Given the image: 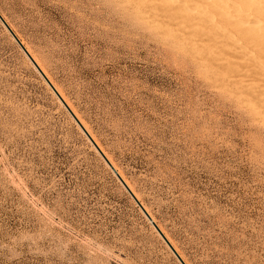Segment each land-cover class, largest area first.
<instances>
[{
	"label": "rangeland",
	"instance_id": "rangeland-1",
	"mask_svg": "<svg viewBox=\"0 0 264 264\" xmlns=\"http://www.w3.org/2000/svg\"><path fill=\"white\" fill-rule=\"evenodd\" d=\"M153 3L0 17L184 264H264L263 77ZM0 264H179L1 22Z\"/></svg>",
	"mask_w": 264,
	"mask_h": 264
},
{
	"label": "bare ground",
	"instance_id": "bare-ground-1",
	"mask_svg": "<svg viewBox=\"0 0 264 264\" xmlns=\"http://www.w3.org/2000/svg\"><path fill=\"white\" fill-rule=\"evenodd\" d=\"M152 1V0H151ZM121 2V1H120ZM133 2V1H131ZM145 2V1H144ZM154 9L159 11L164 20L168 18L167 22H172L174 25H179V31L185 33V35H191L198 39L200 42L206 43L208 48H215L219 50L223 56H230V58H236L240 60H246L251 62L250 65H245L253 69V72L262 76L264 83V6L261 5V0H154ZM123 3V1H122ZM128 3V2H126ZM134 3V2H133ZM136 3V2H135ZM134 3V4H135ZM138 3V1H137ZM148 3V2H147ZM139 4V3H138ZM137 4V5H138ZM150 4V3H149ZM152 4V3H151ZM143 5V3H142ZM141 6L140 4L138 5ZM147 6V5H146ZM151 7V6H150ZM148 7V8H150ZM132 8V7H131ZM130 8V9H131ZM137 8V7H136ZM134 6V9H136ZM139 9V8H138ZM140 10V9H139ZM138 10V11H139ZM134 11V10H133ZM141 11V10H140ZM144 11V10H143ZM151 11V10H150ZM149 11V12H150ZM148 12V13H149ZM137 13V12H136ZM135 13V14H136ZM152 13V12H150ZM138 14V13H137ZM136 14V15H137ZM143 14V12H142ZM146 14V13H145ZM138 16V15H137ZM141 16V15H139ZM150 16V14H149ZM157 16V14H156ZM149 19L148 16H146ZM160 17V16H159ZM151 18V17H150ZM2 19V18H1ZM144 19V18H143ZM152 19V18H151ZM157 19V18H156ZM155 20V17H154ZM158 20V19H157ZM170 20V21H169ZM152 21V20H151ZM153 22V21H152ZM161 22V21H159ZM5 23V22H4ZM147 23V22H146ZM164 23V22H163ZM153 24V23H152ZM166 24V22H165ZM155 25V24H153ZM158 25V24H157ZM151 26V24H150ZM159 26V25H158ZM152 27V26H151ZM171 27V26H170ZM157 28V27H156ZM167 28V27H166ZM158 29V28H157ZM172 29V28H171ZM10 30V29H9ZM160 30V29H159ZM167 32V31H166ZM171 32V31H170ZM174 32V31H173ZM176 32V29H175ZM165 33V32H164ZM182 33V34H183ZM158 35H161L158 34ZM163 35V34H162ZM173 35V34H172ZM179 35V34H178ZM184 36V35H183ZM185 37V36H184ZM173 37H171L172 39ZM180 38V37H179ZM187 38V37H185ZM168 39V38H167ZM175 39V38H174ZM174 41V40H173ZM181 41V40H180ZM188 41V40H187ZM175 42V41H174ZM183 43V42H182ZM193 43V42H191ZM190 43V44H191ZM196 43V42H195ZM172 44V43H171ZM177 44H179L177 42ZM189 44V43H188ZM21 45V44H20ZM185 45V44H184ZM176 46V44H175ZM190 46V45H189ZM199 46V45H198ZM188 47V46H187ZM186 47V49H187ZM194 47V46H192ZM196 47V46H195ZM194 47V48H195ZM204 47V46H203ZM191 48V47H190ZM202 48V46H201ZM174 49V48H173ZM183 49V47H182ZM193 49V48H192ZM197 49V48H196ZM207 49V47H206ZM25 50V49H24ZM27 50V49H26ZM176 50V49H175ZM178 50V49H177ZM190 50V49H189ZM198 50V49H197ZM195 51V49L193 50ZM202 51V50H200ZM205 51V50H204ZM210 51V50H208ZM215 51V50H214ZM218 51V52H219ZM26 52V51H25ZM182 52V51H180ZM192 53L191 51H189ZM196 52V51H195ZM219 52V53H220ZM212 53V52H211ZM217 53V52H215ZM254 54V56L251 55ZM27 54V52H26ZM186 54V53H185ZM195 54V53H194ZM28 55V54H27ZM193 55V54H192ZM190 55V56H192ZM196 55V54H195ZM210 55V54H209ZM216 55V54H215ZM26 56V55H25ZM29 56V55H28ZM31 56V55H30ZM30 60L35 64L40 71L38 65L31 58ZM217 56V55H216ZM242 56H246L243 57ZM27 57V56H26ZM198 57V56H197ZM206 57V56H205ZM214 57V56H212ZM200 58V57H199ZM222 58V57H219ZM224 59V58H222ZM221 59V60H222ZM29 60V59H28ZM29 60V61H30ZM196 60V59H195ZM237 60V61H238ZM239 60V61H240ZM30 61V62H31ZM219 61V60H218ZM236 61V60H235ZM196 62V61H195ZM211 62V61H210ZM209 62V63H210ZM213 62V61H212ZM232 62V61H231ZM234 62V61H233ZM227 63V62H226ZM235 63V62H234ZM244 63V62H243ZM248 63V62H247ZM32 64V63H31ZM201 64V63H199ZM205 64V63H203ZM202 64V65H203ZM215 64V61H214ZM220 64V63H219ZM223 64V63H222ZM228 64V63H227ZM239 64V63H237ZM33 65V64H32ZM229 65V64H228ZM232 65V64H231ZM234 65V64H233ZM212 66V65H211ZM209 67V66H208ZM35 68V67H34ZM219 68V66L217 67ZM232 68V67H231ZM234 68V67H233ZM240 68V67H239ZM242 68V67H241ZM244 68V67H243ZM207 69V68H205ZM226 69V68H225ZM208 70V69H207ZM215 70V69H214ZM220 70V69H219ZM37 71V70H36ZM217 71V70H216ZM222 71V70H221ZM236 71V70H235ZM240 71V70H239ZM41 72V71H40ZM43 72V71H42ZM41 74L43 75V73ZM244 72V71H243ZM250 73V71H248ZM225 73V72H224ZM45 74V73H44ZM213 74V73H212ZM215 74V73H214ZM218 74V73H217ZM226 74V73H225ZM234 74V72L232 73ZM244 74V73H243ZM252 74V73H251ZM209 75V74H208ZM229 75V74H228ZM225 76V77H228ZM236 75V73H235ZM44 76V75H43ZM221 76V75H220ZM230 76V75H229ZM252 76H254L252 74ZM45 77V76H44ZM213 77V76H211ZM242 77V76H240ZM255 77V76H254ZM217 78V77H216ZM219 78V77H218ZM244 78V77H243ZM257 78V79H258ZM46 79V78H45ZM222 79V78H221ZM224 79V78H223ZM248 79V77H247ZM253 79V78H252ZM47 80V79H46ZM233 80V79H232ZM244 80V79H243ZM251 80V79H250ZM48 81V80H47ZM236 81V80H235ZM254 81V80H253ZM230 81H227V84ZM243 82V81H242ZM256 82V81H254ZM258 82V81H257ZM46 83V82H45ZM222 83V82H220ZM224 83V82H223ZM235 83V82H234ZM50 84V83H49ZM51 85V84H50ZM248 85V84H247ZM260 85V84H259ZM239 86V85H238ZM243 86V85H242ZM257 86V85H256ZM262 86V85H261ZM49 87V86H48ZM53 88V86L51 85ZM253 87V86H252ZM239 88V87H237ZM263 89V87H260ZM56 92L55 88H53ZM260 89V90H262ZM242 90V89H241ZM247 91V90H245ZM249 91V89H248ZM255 91V90H254ZM59 93V92H58ZM252 93V92H251ZM54 94V93H53ZM57 94V92H56ZM261 94V93H260ZM55 95V94H54ZM58 95V94H57ZM256 95V94H255ZM263 95V93H262ZM59 96V95H58ZM248 96V95H247ZM254 96V95H253ZM260 96V95H259ZM57 98V97H56ZM61 99V97L59 96ZM58 99V98H57ZM263 99V98H261ZM59 100V99H58ZM62 100V99H61ZM255 100V99H253ZM257 100V99H256ZM61 103V101L59 100ZM64 103V101L62 100ZM259 103V102H258ZM262 103V102H260ZM62 104V103H61ZM65 104V103H64ZM250 104V103H248ZM63 106V105H62ZM67 107V105L65 104ZM251 106V105H250ZM68 108V107H67ZM253 108V107H252ZM257 108V107H256ZM260 108V105H259ZM69 109V108H68ZM71 109V108H70ZM261 109V108H260ZM252 110V109H251ZM70 111V110H69ZM253 111V110H252ZM261 111V110H260ZM259 111V112H260ZM71 112V111H70ZM73 112V111H72ZM71 112V113H72ZM73 114V113H72ZM257 114V113H255ZM74 116V115H73ZM75 117V116H74ZM76 119V118H75ZM77 120V119H76ZM78 122V120H77ZM79 123V122H78ZM80 124V123H79ZM77 125V124H76ZM81 126V124H80ZM83 128V126H81ZM79 128V127H78ZM80 129V128H79ZM81 130V129H80ZM84 130V128H83ZM85 131V130H84ZM86 132V131H85ZM83 133V132H82ZM88 135V134H87ZM89 136V135H88ZM90 138V137H89ZM93 143V141L88 139ZM91 145L94 149L101 151L93 143ZM96 150V152H97ZM98 153V152H97ZM102 154V153H101ZM105 155V154H104ZM102 154V156L104 157ZM105 158V157H104ZM106 159V158H105ZM108 159V158H107ZM106 159V161H107ZM110 167L113 169L109 161H107ZM106 164V163H105ZM107 165V164H106ZM114 170V169H113ZM115 171V170H114ZM117 174V173H116ZM118 175V174H117ZM121 180V177L118 175ZM123 180V179H122ZM121 180V181H122ZM124 181V180H123ZM122 181V182H123ZM124 184V182H123ZM125 185V184H124ZM128 189V187L125 185ZM129 190V189H128ZM130 192V190H129ZM131 193V192H130ZM132 194V193H131ZM134 194V193H133ZM132 194V196H133ZM134 197V196H133ZM135 198V197H134ZM136 200V199H135ZM137 201V200H136ZM138 202V201H137ZM140 205V204H139ZM141 206V205H140ZM142 208V207H141ZM143 210V208H142ZM144 211V210H143ZM145 212V211H144ZM146 213V212H145ZM147 214V213H146ZM148 216V214H147ZM149 217V216H148ZM154 223L153 219L149 217ZM151 226V224H150ZM162 232V231H161ZM166 237V236H165ZM168 240V239H167ZM169 241V240H168ZM172 245V244H171ZM176 253V252H175ZM179 257V256H178ZM183 260V259H182Z\"/></svg>",
	"mask_w": 264,
	"mask_h": 264
},
{
	"label": "water",
	"instance_id": "water-1",
	"mask_svg": "<svg viewBox=\"0 0 264 264\" xmlns=\"http://www.w3.org/2000/svg\"><path fill=\"white\" fill-rule=\"evenodd\" d=\"M0 22L1 24L4 26V28L7 30V32L10 34V36L13 38V40L16 42V44L19 46V48L21 49V51L27 56V58L30 60L29 56L26 54L24 48L20 45V43L18 42V40L16 39V37L13 35V33L9 30V28L7 27V25L4 23V21L1 19L0 17ZM31 61V60H30ZM31 63L33 64V66L35 67V69L37 70V72L39 73V75L43 78V80L46 82V84L49 86V88L51 89V91L55 94V96L61 101L63 107L65 108V110L68 112V114L71 116V118L74 120V122L77 124V126L81 129V131L83 132V134L85 135V137L87 139L90 140L89 136L87 135V133L83 130V128L80 126V124L77 122V120L75 119V117L73 116V114L69 111V109L65 106V104L62 102V100L59 98V96L56 94V92L54 91V89L51 87V85L49 84V82L45 79V77L41 74V72L37 69V67L35 66V64L31 61ZM92 143V142H91ZM93 144V143H92ZM97 150V149H96ZM98 154L101 156V158L103 159V161L107 164V166L109 167V169L112 171V173L115 175V177L118 179V181L120 182V184L123 186V188L127 191V193L129 194V196L132 198V200L136 203V205L139 207V209L141 210V212L143 213V215L145 216V218L148 220V222L151 224V226L153 227V229L155 230V232L158 234V236L161 238V240L164 242V244L167 246V248L170 250V252L173 254V256L176 258V260L178 261L179 264H184L182 262V260L178 257V255L175 253V251L173 250V248L170 246V244L167 242V240L165 239V237L161 234V232L159 231V229L157 228V226L152 223L151 219L147 216V214L142 210L141 206L139 205V203L135 200V198L132 196V194L129 192V190L125 187V185L123 184V182L120 180V178L118 177V175L116 174V172L110 167V165L108 164V162L106 161V159L102 156V154L97 150Z\"/></svg>",
	"mask_w": 264,
	"mask_h": 264
},
{
	"label": "snow or ice",
	"instance_id": "snow-or-ice-1",
	"mask_svg": "<svg viewBox=\"0 0 264 264\" xmlns=\"http://www.w3.org/2000/svg\"><path fill=\"white\" fill-rule=\"evenodd\" d=\"M261 5L264 6V0H261Z\"/></svg>",
	"mask_w": 264,
	"mask_h": 264
}]
</instances>
